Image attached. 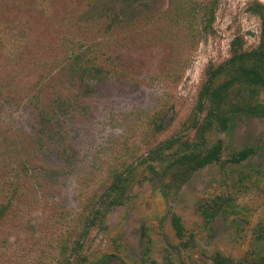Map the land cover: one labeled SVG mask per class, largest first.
<instances>
[{
  "label": "rangeland",
  "instance_id": "1",
  "mask_svg": "<svg viewBox=\"0 0 264 264\" xmlns=\"http://www.w3.org/2000/svg\"><path fill=\"white\" fill-rule=\"evenodd\" d=\"M256 1L264 3L219 0L211 29L203 31L197 19L189 25L188 17L174 16L171 0H147L136 9L142 20L134 35L119 36L106 50L102 62L109 73L89 87L65 75L55 50L69 35L64 0H48L43 16L36 9L41 0L6 10L11 20L0 23V264H53L80 191L95 187L108 163L169 136L193 134L184 127L202 71L229 55L234 37L247 48L257 42ZM38 93L45 101L60 94L75 106L43 127L34 108ZM260 97L264 101V92ZM158 109L165 110L164 129L153 133ZM217 138L223 141L220 160L177 191L165 188L157 165L137 164L124 202L87 238L85 264H212L216 251L237 257L264 247V116L237 115L228 131H213L209 143ZM244 148L252 154L229 161ZM212 198L225 202L209 220L201 205Z\"/></svg>",
  "mask_w": 264,
  "mask_h": 264
},
{
  "label": "trees",
  "instance_id": "2",
  "mask_svg": "<svg viewBox=\"0 0 264 264\" xmlns=\"http://www.w3.org/2000/svg\"><path fill=\"white\" fill-rule=\"evenodd\" d=\"M30 1V2H29ZM0 0V23L6 24L9 16L6 10L34 6L37 0ZM40 1V0H39ZM189 1L193 4H184ZM219 0H171L170 9L177 17L186 18L189 25L193 19L202 24L203 31H209L215 19ZM36 7L40 16L47 10L48 0H41ZM64 20L69 35L60 38L55 51L61 53L60 63L65 75L82 81L86 87L100 76L109 73L102 62L106 50L118 43L119 36L132 37L136 24L142 20L137 16L139 6H148L147 0H64ZM251 10L258 16L260 25L258 40L252 47H245L240 37L230 42L229 55L220 62L209 61L201 74L196 90L191 119L185 130L149 145L139 153V147L123 160L115 158L108 163L105 172L93 188L81 190L76 212L70 218L68 227L58 242L53 264H85L83 255L87 238L93 231L104 228L107 214L115 206L124 202L131 184V174L137 164L145 163L155 170L166 189L179 190L182 185L200 168L220 160L223 141L217 138L209 143L213 131H228L237 115L264 116V101L260 95L264 92V3L256 1ZM148 17V15L143 16ZM3 18L4 22L1 21ZM185 18V17H184ZM192 18V19H191ZM8 32V29H5ZM0 28V50L4 46ZM24 32L16 35L24 36ZM95 38L99 42H94ZM109 38L110 44L102 43ZM116 42V43H113ZM174 73V72H173ZM41 86L39 93L43 91ZM34 96V108L41 126H47L52 119L61 113L70 112L75 106L67 97L57 94L45 101L40 94ZM165 110H156L151 121L150 131L158 133L164 129ZM251 148H244L233 154L229 161L240 162L251 155ZM225 200L212 198L201 207L206 219H213L223 207ZM172 225L176 235L182 236L180 218L172 215ZM259 239L264 240V225L260 228ZM150 264H157L151 261ZM212 264H264V247L231 257L216 251Z\"/></svg>",
  "mask_w": 264,
  "mask_h": 264
}]
</instances>
